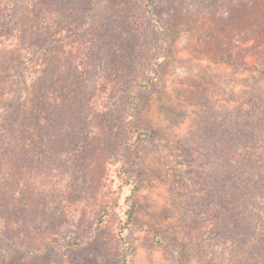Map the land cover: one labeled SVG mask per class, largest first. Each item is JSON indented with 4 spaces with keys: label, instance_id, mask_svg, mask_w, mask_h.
<instances>
[{
    "label": "rangeland",
    "instance_id": "374dc122",
    "mask_svg": "<svg viewBox=\"0 0 264 264\" xmlns=\"http://www.w3.org/2000/svg\"><path fill=\"white\" fill-rule=\"evenodd\" d=\"M262 2L157 0L159 26L140 0H0V32L12 27L0 35V264H121L113 231L62 245L86 239L118 195L121 159L139 182L134 223L169 244L132 228L131 264H264V114L244 117L264 106V72L232 50ZM151 75L161 83L139 92L129 119L126 90ZM63 106L71 121L51 140ZM131 126L149 131L144 143Z\"/></svg>",
    "mask_w": 264,
    "mask_h": 264
},
{
    "label": "trees",
    "instance_id": "16d2710c",
    "mask_svg": "<svg viewBox=\"0 0 264 264\" xmlns=\"http://www.w3.org/2000/svg\"><path fill=\"white\" fill-rule=\"evenodd\" d=\"M142 2V6H143V10L145 11V13L151 17L153 20L156 21L157 24H159V26L163 25L162 21L157 17V15L155 14V7L157 6V0H140ZM251 3V0H249ZM263 1V2H262ZM260 0V2L263 3V7H264V0ZM229 6H225L221 12L220 15L223 17H236L234 16V13H232L231 9L227 8ZM229 15V16H228ZM255 13L250 17V18H255ZM260 21H264V16H259ZM236 19V18H235ZM238 19V18H237ZM260 21L258 22L257 19L254 20L253 24L255 25L256 29L253 30H249L247 29V36L245 39L242 40L241 43H244L243 45L241 44L240 46H233L232 50L234 51L233 55H237V51L240 50H244L245 51V56L244 58L239 55H237V58H241V61H245V67L247 69H253L254 71H263L264 72V46H263V51L260 54L259 52H253L251 53V47L255 44V42H258V45H256V48L262 47L261 44H264V28L262 26V24L260 23ZM233 25V24H232ZM5 28L0 32V35H3L4 33H6L7 31L11 30L12 27L7 28L8 26H4ZM233 28V35L234 37H239V32H237V27L234 25L232 26ZM8 29V30H6ZM256 33V37H253V34ZM241 40L239 39V42ZM243 46V47H242ZM258 46V47H257ZM246 48H248V50L246 51ZM251 58V59H250ZM233 60V59H232ZM234 61V60H233ZM161 83L159 77L157 75H151L149 76L148 79L144 80V82H140L138 84H136L134 87H131L129 89L126 90V95L130 98V100L132 101L131 104L128 106L129 112L131 113V117L129 119H132V117L135 115V111L139 106V100H138V95L139 92L143 91V90H151L155 87H157V85H159ZM252 105V104H249ZM249 107V106H248ZM68 108V107H67ZM252 109H256L259 112H256L255 114H253L252 110L249 108L246 109V112L244 113V117L245 119L250 118V116H252V118H256L257 115H260L261 113L264 114V106H252ZM72 108L67 109L66 110V106H63L59 111L52 112V118L51 120H49L50 122V134H49V138L55 139L56 136H61V135H65L66 134V128H65V123L66 121H71V118L69 119V117L72 115ZM70 115V116H69ZM241 115V114H240ZM69 116V117H68ZM59 117L61 119H63L62 121H59ZM68 117V118H67ZM54 118V119H53ZM59 121V122H58ZM130 130L132 132V136L134 137V140H132L131 143H144V141L147 139V137L149 136V131L147 130H143L137 127H130ZM57 133V134H56ZM234 135V134H233ZM62 138V137H61ZM75 141V139L73 138L72 142ZM53 152V153H52ZM51 155H53L55 157L56 152L52 150ZM244 156L245 154L243 153L242 149H238L236 152H232L231 153V163H232V168L231 169H235V168H239L241 167L240 162L242 161L244 163ZM100 173L98 172V176H97V188L96 189H100V186H106V180L108 179V177H104V173H105V168L102 167L100 170ZM258 174V173H256ZM243 179H248L251 177L252 180H257L256 178H254V176L251 175H244L242 174V172L239 174ZM260 174H258L259 177ZM236 175H233L232 177L235 178ZM238 176H236L237 178ZM117 188H118V195L114 196L111 198V200L104 202L101 206H100V211L98 212V214L96 215V217L94 218L93 221V226H92V232L90 233V235L84 239V240H73L70 241L68 243H63V247L65 249V251H69L72 247L79 245L80 243H82L85 240L91 239L95 236H103L108 234L109 232L113 231V235L115 237V239L117 240V242L121 245V264H131V250H132V244L130 241V238L128 237V232L132 229V228H137L140 231H143L149 235L152 236L154 242L158 245V246H168L169 244L162 238L161 236V232L156 229L153 225L151 224H140V225H136L135 219H136V215H137V211H138V204L136 202V193L139 191V182H138V178L137 176L131 172L126 164L125 161L123 159H121L120 161V166L118 168L117 171ZM109 180V179H108ZM128 191V192H127ZM121 194V195H120ZM124 197V210H123V215H120V217L117 218L116 215L119 214L118 210H116L117 206L119 205V196ZM250 204V202H248ZM254 204V203H253ZM4 226V224H3ZM3 226L0 228L2 229ZM0 229V235L2 236V232ZM264 229V221H261L260 224H257V226L255 227V233L257 234V236H259V232L258 230ZM31 233L28 232L27 236H29ZM262 235V234H260ZM256 236V237H257ZM3 237V236H2ZM46 246L50 245L47 244V242L44 244ZM13 250H18V251H24L27 253H33V251L30 250V248L26 247V246H22L20 244H15L14 245V249ZM247 253V251H246Z\"/></svg>",
    "mask_w": 264,
    "mask_h": 264
}]
</instances>
